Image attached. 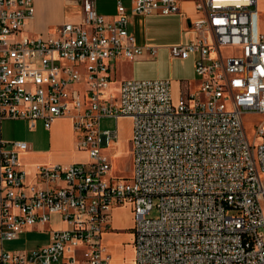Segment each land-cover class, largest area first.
<instances>
[{
    "label": "built area",
    "instance_id": "obj_1",
    "mask_svg": "<svg viewBox=\"0 0 264 264\" xmlns=\"http://www.w3.org/2000/svg\"><path fill=\"white\" fill-rule=\"evenodd\" d=\"M65 1L80 5L81 21L43 39L24 34L35 0H0V119L51 129L68 117L77 150L88 154L38 166L30 182L19 160L28 143L0 150V264H109L102 235L122 205L134 215V264H264V119L253 142L243 119L264 115L259 0H196V38L169 52L197 56L200 88L177 102L168 79L113 89L111 72L120 59L157 56L156 47L137 45L130 16L178 14L179 0H133L130 13L117 0L111 20L97 0ZM105 117L132 119L131 178L106 180L104 148L118 131L101 130ZM54 215L66 227L48 245L4 248Z\"/></svg>",
    "mask_w": 264,
    "mask_h": 264
},
{
    "label": "crops",
    "instance_id": "obj_2",
    "mask_svg": "<svg viewBox=\"0 0 264 264\" xmlns=\"http://www.w3.org/2000/svg\"><path fill=\"white\" fill-rule=\"evenodd\" d=\"M123 3L127 12L130 13L133 0H124ZM67 4L65 0H35V16L27 22L24 34L33 38L46 39L55 31L56 26L65 23H79L82 19L80 5ZM97 4L98 12L108 19H113L117 14V0L115 2L102 0L101 10L98 0ZM109 5H114V7L111 6L112 9L107 10ZM179 8L180 12L172 15L130 16L129 31L135 36L137 45L156 47L158 53L156 57H143L132 61L118 60L112 66V77L114 67L118 63H132L133 71L129 76L119 80L117 85V81L114 83L113 80V89H116L122 81L129 79H168L172 84L173 100L176 99V101L181 98L182 94L199 90L200 81L195 73L197 56L192 55L187 59L173 58L169 48L187 44L196 38L197 34L191 28V22L197 20L201 13L196 9V0H179ZM52 30L54 31L51 32ZM39 122H41V128L38 126ZM12 141H24L29 145L28 150L19 153V160L22 168L28 173L30 182L36 180L35 174L38 166H68L77 163L79 159L74 156L76 151L86 155V160H88L86 152L77 150L72 120L68 117L57 119L51 129H46L42 121L36 122V128L31 129L30 122L27 120L0 119V150L10 149L9 143ZM52 219L63 223L59 215H54ZM50 224L51 221L37 225L26 233L49 230L51 236L53 230H50ZM63 224L66 226L65 223ZM134 225V215L130 205L113 208L110 228L102 235V243L106 253L110 256L109 264H134ZM128 236L130 241H128ZM120 249L122 252H119Z\"/></svg>",
    "mask_w": 264,
    "mask_h": 264
},
{
    "label": "rangeland",
    "instance_id": "obj_3",
    "mask_svg": "<svg viewBox=\"0 0 264 264\" xmlns=\"http://www.w3.org/2000/svg\"><path fill=\"white\" fill-rule=\"evenodd\" d=\"M115 2V0H111V2ZM124 2V0H122ZM101 2L102 0H98L99 7L101 10ZM259 10H260V27L264 31V0H259ZM69 4V3H68ZM67 4V5H68ZM111 4V3H110ZM66 5V7H67ZM98 6V4H97ZM114 7V5H109L107 7L108 9ZM59 25V24H58ZM57 27V26H56ZM55 29V28H54ZM52 30L51 32H53ZM36 36V34H33ZM227 53V50H224V54ZM132 63H118L116 67H114L113 71V77L114 83L116 82V85L119 80H121L125 76H129L132 70ZM81 87V86H80ZM175 102L176 99L174 100ZM244 124L245 129L247 132V136L251 142L254 141L256 136V127L257 125L264 119V115L259 114H253L248 113L244 116ZM101 130H118L119 137L115 143H113L110 146H107L104 148L105 154L110 156V160L112 163L111 166V172L109 176L107 177V181H110L111 178L114 180L118 179H125V178H131L132 176V169H133V159H132V135H133V124L132 119H129L128 117H122V118H110L105 117L102 118L100 121ZM39 128H41V122L38 123ZM66 127V126H64ZM76 135V134H75ZM77 136V135H76ZM77 140V138H76ZM75 158L79 159L78 162L86 161V155L82 153H78V151L75 152ZM158 212L157 210H154L151 214L152 217H157ZM66 226H64L63 223L60 221L51 220L50 224V230L54 229H64ZM49 231V230H48ZM30 232V233H24L21 236V240H14V241H6L4 243V248L6 250H21V249H35L40 246L46 245L49 242L50 238V232ZM128 241H130V237L128 236ZM127 241V242H128ZM134 241H135V234H134ZM119 252H122V249L119 250Z\"/></svg>",
    "mask_w": 264,
    "mask_h": 264
}]
</instances>
